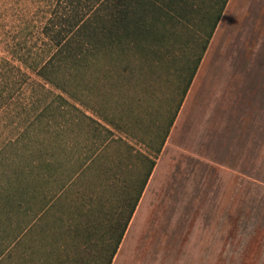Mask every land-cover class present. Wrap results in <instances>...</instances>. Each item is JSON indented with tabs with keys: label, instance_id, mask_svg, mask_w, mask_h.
Instances as JSON below:
<instances>
[{
	"label": "rangeland",
	"instance_id": "1",
	"mask_svg": "<svg viewBox=\"0 0 264 264\" xmlns=\"http://www.w3.org/2000/svg\"><path fill=\"white\" fill-rule=\"evenodd\" d=\"M262 5L228 0L157 156L179 101L178 75L209 29L195 9L192 26L167 41L189 40L183 51L174 43L179 57L147 61L141 75L134 70L113 82L132 110L122 115L123 103L114 105L116 118L130 128L129 136H114H125L129 147L103 148L97 140L87 151L89 126L73 123L76 112L67 106L45 115L49 130H59L52 150L36 146L38 139L8 146L0 158V185L7 174L29 171L35 159L50 162L25 187L27 214L15 211L0 221V264H104L108 224L122 220L118 213L128 209L124 201L134 179L146 170L138 151L155 157V165L111 264H264V43L255 44L252 25L255 6ZM100 102L103 107L106 99ZM95 155L100 158L89 166ZM48 204L47 216L31 225ZM74 223L69 232L66 226Z\"/></svg>",
	"mask_w": 264,
	"mask_h": 264
},
{
	"label": "trees",
	"instance_id": "2",
	"mask_svg": "<svg viewBox=\"0 0 264 264\" xmlns=\"http://www.w3.org/2000/svg\"><path fill=\"white\" fill-rule=\"evenodd\" d=\"M207 1L0 0V158L8 146L25 140L38 139L36 146H46V151L59 145L54 139L59 130H49L50 122L44 120L49 110L58 111L66 106L76 112L71 118L73 123L85 121L89 126L85 132L86 150L96 146L97 140L103 148L113 143L129 147L125 140L130 135L128 122L123 117L116 118L114 105L123 103L122 115L132 110L126 100L120 101L113 82L134 70L141 75L147 61L159 64L167 55L179 57L175 49L188 48L189 40L181 42L177 38L178 47L167 41L192 26L190 14L195 9L209 29L200 35V44L187 71L178 75L182 83L179 101L154 149L157 156L228 2L211 0L213 3L207 8ZM102 97L106 99L103 107ZM56 103L58 106L54 107ZM115 131L125 136L116 137ZM95 156L88 160L89 166L100 158ZM137 157L147 164L146 170L134 179L133 193L124 199L128 209L125 214L118 213L122 220L108 224L102 243L110 247V252L104 264H111L155 165L153 156L138 151ZM49 162L50 159H35L29 171L21 169L7 174L6 182L0 185V221L11 219L15 211L27 214L25 187L35 170L39 171L43 164L47 167ZM54 201H60V195ZM52 204L44 206L38 216L35 214L30 224L44 219ZM75 226L78 224H70L66 229L71 232ZM27 232L26 228L24 233Z\"/></svg>",
	"mask_w": 264,
	"mask_h": 264
},
{
	"label": "crops",
	"instance_id": "3",
	"mask_svg": "<svg viewBox=\"0 0 264 264\" xmlns=\"http://www.w3.org/2000/svg\"><path fill=\"white\" fill-rule=\"evenodd\" d=\"M221 21L222 19L219 20V23L217 24V27L213 33V37L214 34L218 32ZM252 25L255 27V44H263L264 43V5L258 6L257 8L255 6V18H253Z\"/></svg>",
	"mask_w": 264,
	"mask_h": 264
}]
</instances>
